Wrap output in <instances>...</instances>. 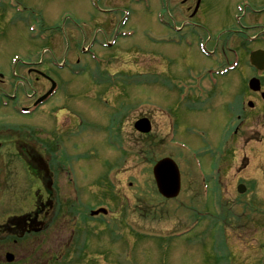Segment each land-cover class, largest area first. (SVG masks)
I'll use <instances>...</instances> for the list:
<instances>
[{"label":"rangeland","instance_id":"1","mask_svg":"<svg viewBox=\"0 0 264 264\" xmlns=\"http://www.w3.org/2000/svg\"><path fill=\"white\" fill-rule=\"evenodd\" d=\"M263 7L264 0H202L206 15L184 25L162 13L159 0H0V98L12 103L0 104V142L37 138L42 152L41 138L60 140L47 161L57 171V197L71 203L78 193L91 207L101 201L103 188L101 202L111 218L106 219L114 223L105 227L88 217L79 226L78 221L74 244L83 243L85 254L80 258L74 251V264H264V102L246 87L242 91V79L255 73L245 62L224 78L211 72L220 66L218 49L224 48L229 31H239L237 25L249 27L250 35L258 29V43L248 46L264 48ZM125 13L128 22L120 26ZM115 32L117 43L109 54L91 47L102 57L100 63L89 58L90 50L77 51L84 37L87 48L88 41L113 39ZM64 57L78 62L79 75L48 67L46 83L57 80L64 89L32 116L16 113L41 88L17 80L15 75L23 78L35 66L25 62L39 60L45 66L51 58ZM93 72L119 82L94 84ZM258 77L264 88V72ZM200 78L195 88L204 94H193ZM206 78L221 79L211 87ZM247 100L254 108L247 107ZM118 110L124 114L117 123ZM143 115L152 121L149 136L132 127ZM116 137L124 152L112 148ZM163 156L174 158L182 170L181 191L172 200L157 194L151 174L150 159ZM71 174L76 177L72 185ZM18 177H13L15 186ZM106 181L119 200L109 199ZM239 183L246 186L241 195ZM17 184L30 190L40 185L37 179ZM66 225L64 236L72 239ZM97 238L102 243L96 257Z\"/></svg>","mask_w":264,"mask_h":264},{"label":"flooded vegetation","instance_id":"2","mask_svg":"<svg viewBox=\"0 0 264 264\" xmlns=\"http://www.w3.org/2000/svg\"><path fill=\"white\" fill-rule=\"evenodd\" d=\"M188 1L180 0L182 5L179 4L177 13L182 12L189 19L206 13L200 7L194 9ZM34 70L30 68L28 72L39 82L41 76ZM7 141V144H0V264H49L56 254L64 261L67 251L65 218L60 215L73 218V212L66 211L70 204L58 202L54 192L56 173L44 160L39 162L36 149L40 143L24 139ZM20 166L22 173H34L39 177L41 189L35 192L36 197L34 192L26 191L28 188L13 184ZM52 250L56 253L52 254ZM7 253L12 255L9 262L5 258Z\"/></svg>","mask_w":264,"mask_h":264},{"label":"water","instance_id":"3","mask_svg":"<svg viewBox=\"0 0 264 264\" xmlns=\"http://www.w3.org/2000/svg\"><path fill=\"white\" fill-rule=\"evenodd\" d=\"M250 59L251 63L258 69H264V51H262V49L253 52L250 56ZM249 86L250 89L254 91H258L260 89L259 81L257 79L250 80ZM262 97L264 99V92L262 94ZM249 106H252V103H249ZM134 127H136L141 132H147L150 129V124L147 119L142 118L136 122V125ZM161 164H170V167H167L168 171L166 170V176L165 174H162L161 176H159L158 174L159 169L162 166ZM153 174L156 179V187H158V190L161 194H163L165 197L177 196L180 188V179L178 176V169L173 161L168 158L159 161L153 168ZM168 181L170 185L167 184ZM244 190L245 187L243 185L238 186L239 192H243ZM95 213H97V211Z\"/></svg>","mask_w":264,"mask_h":264},{"label":"bare ground","instance_id":"4","mask_svg":"<svg viewBox=\"0 0 264 264\" xmlns=\"http://www.w3.org/2000/svg\"><path fill=\"white\" fill-rule=\"evenodd\" d=\"M242 12V11H241ZM128 22V19H127V21H126V23ZM125 23V24H126ZM228 75V74H227ZM218 83H216V85H217ZM64 150H65V148H64ZM162 166H161V168L159 169V176H161L162 174H165V176L167 175L166 174V170L168 171V168L167 167H170V164H167V165H164V164H161ZM167 184L168 185H170V183H169V181L167 182Z\"/></svg>","mask_w":264,"mask_h":264}]
</instances>
